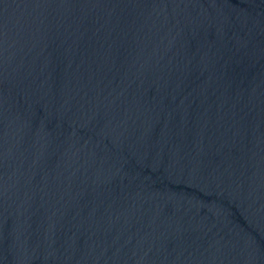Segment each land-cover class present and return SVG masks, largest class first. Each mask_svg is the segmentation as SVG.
<instances>
[{"label":"water","instance_id":"1","mask_svg":"<svg viewBox=\"0 0 264 264\" xmlns=\"http://www.w3.org/2000/svg\"><path fill=\"white\" fill-rule=\"evenodd\" d=\"M239 0H0V264H174Z\"/></svg>","mask_w":264,"mask_h":264}]
</instances>
